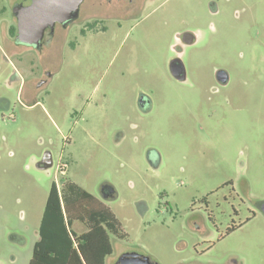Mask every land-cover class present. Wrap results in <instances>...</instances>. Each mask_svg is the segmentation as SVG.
I'll return each instance as SVG.
<instances>
[{
    "label": "rangeland",
    "instance_id": "obj_1",
    "mask_svg": "<svg viewBox=\"0 0 264 264\" xmlns=\"http://www.w3.org/2000/svg\"><path fill=\"white\" fill-rule=\"evenodd\" d=\"M19 1L0 0V23ZM100 2L85 0L42 53L0 28V264L29 263L51 186L65 180L121 223L107 264L127 251L158 264H264V0ZM185 32L195 42L181 81L170 62ZM32 60L50 75L32 78ZM15 70L27 86L9 84ZM46 150L54 165L40 169Z\"/></svg>",
    "mask_w": 264,
    "mask_h": 264
},
{
    "label": "trees",
    "instance_id": "obj_2",
    "mask_svg": "<svg viewBox=\"0 0 264 264\" xmlns=\"http://www.w3.org/2000/svg\"><path fill=\"white\" fill-rule=\"evenodd\" d=\"M16 32L12 27L11 35ZM63 186L62 192L56 182L51 186L29 264H106L114 251L111 235H125L121 223L99 197L74 182L65 180ZM75 223L85 230L77 232Z\"/></svg>",
    "mask_w": 264,
    "mask_h": 264
},
{
    "label": "water",
    "instance_id": "obj_3",
    "mask_svg": "<svg viewBox=\"0 0 264 264\" xmlns=\"http://www.w3.org/2000/svg\"><path fill=\"white\" fill-rule=\"evenodd\" d=\"M85 0H20L14 6L18 21L16 43L41 46L48 28L52 31L58 23L67 27L80 16L81 6ZM172 75L178 80L187 77L186 66L182 58L174 57L170 62ZM47 166H52L48 163ZM112 196L114 189L105 191ZM114 264H158L150 256L136 251L122 253Z\"/></svg>",
    "mask_w": 264,
    "mask_h": 264
},
{
    "label": "flooded vegetation",
    "instance_id": "obj_4",
    "mask_svg": "<svg viewBox=\"0 0 264 264\" xmlns=\"http://www.w3.org/2000/svg\"><path fill=\"white\" fill-rule=\"evenodd\" d=\"M97 1L98 2L101 1L100 2L101 4H104V2H106L107 4L112 5V6H116V7L119 6L118 8H120L121 11H128L129 7L135 6V4H138V3H140L143 0H97ZM112 15H114V14L109 13V15H107V16H112ZM11 19H13V23L12 24L11 23H7V20L2 18L1 23H0V28H4V29H6L8 31V35L12 39V41L15 42V45H20V44L16 43V36H17V33H18V21H17V18L15 16H13ZM77 20L78 19H76L75 21H77ZM96 20H99V19H93V20L87 21V23L85 24V27L86 28H90L89 25L92 22L96 21ZM57 25H60V27L66 28L63 24L58 23ZM14 26L17 28V32H16L15 36H12L11 35V29ZM68 26H67V28H68ZM83 32H85V30H83ZM55 37H56L55 30L52 31L50 28H48L46 30L45 35L43 37V40L41 42V46H31V45H27V46L35 48L37 51L42 53L46 46H50L51 45V43L54 41ZM193 42H195V36L191 32H185L181 36V38H179V43L177 44L178 54H177L176 57L182 58V50H183L184 46L186 44H188V43H193ZM13 49H15V48H14V46L11 45V48H8V50H9L8 52L14 53V52H12V51H14ZM46 69H47L46 66L39 65L34 60H32L30 62L29 71H30V74H31L32 78H33V76L38 77L39 74L40 75H44V76H46V74L48 75L49 72H47ZM15 72H16V75H15V77L12 80H10L9 84L10 85L19 84V85H23L24 87L27 86L29 80L27 79V81H26L23 78L22 74L20 72H18V70H15ZM216 80L221 85L226 86L229 83V76H228V74H227V72L225 70H218L216 72ZM46 81L47 80L45 78H42L41 80H37L36 85L41 86ZM32 82H34V81L32 80ZM214 89H215V91L218 90L217 87H215ZM141 103L142 104L145 103L143 98L141 99ZM49 162L52 163V166L54 165V159H53L52 152L50 150H46L43 153V155L41 156V158L37 161L36 165L40 169H48V168L52 167V166H47V164ZM64 164H67V163L66 162H60L58 167H57V172L62 174V175L65 173V171H67V169L64 168V166H63ZM67 167H68V165H67ZM223 187H231L232 189H234V185H233L232 181L226 182ZM101 193L103 194V196H106V192H105L104 188H102ZM113 195H114V192H113ZM107 197H109V196H107ZM204 203H205L206 207L209 206V202H208L207 198L204 199ZM259 206H260L262 212L264 213V202L260 203ZM193 219H195L196 222H197L196 218H193ZM202 219H204V217L201 216L199 218V220H202ZM23 241H24V239H23Z\"/></svg>",
    "mask_w": 264,
    "mask_h": 264
},
{
    "label": "crops",
    "instance_id": "obj_5",
    "mask_svg": "<svg viewBox=\"0 0 264 264\" xmlns=\"http://www.w3.org/2000/svg\"><path fill=\"white\" fill-rule=\"evenodd\" d=\"M43 215V214H42ZM74 229L77 231V232H79V233H81V232H83L84 230H85V227H84V225L83 224H80V223H75L74 224ZM24 239V242L26 241L25 240V238H23ZM38 239H39V230H38ZM38 239H36V241L38 240ZM35 241V242H36ZM34 247V246H33ZM114 252V251H113ZM32 253H33V251H32ZM110 256H112V255H109V256H107V258H106V264H107V259L110 257ZM31 260V259H30ZM30 260H29V263H30ZM28 263V264H29Z\"/></svg>",
    "mask_w": 264,
    "mask_h": 264
},
{
    "label": "built area",
    "instance_id": "obj_6",
    "mask_svg": "<svg viewBox=\"0 0 264 264\" xmlns=\"http://www.w3.org/2000/svg\"><path fill=\"white\" fill-rule=\"evenodd\" d=\"M63 166H64V168H66V169H67V164H64Z\"/></svg>",
    "mask_w": 264,
    "mask_h": 264
}]
</instances>
